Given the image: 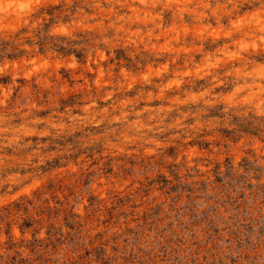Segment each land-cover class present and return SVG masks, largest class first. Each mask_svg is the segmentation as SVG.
Wrapping results in <instances>:
<instances>
[{"label": "clouds", "instance_id": "clouds-1", "mask_svg": "<svg viewBox=\"0 0 264 264\" xmlns=\"http://www.w3.org/2000/svg\"><path fill=\"white\" fill-rule=\"evenodd\" d=\"M0 264H264V0H0Z\"/></svg>", "mask_w": 264, "mask_h": 264}]
</instances>
